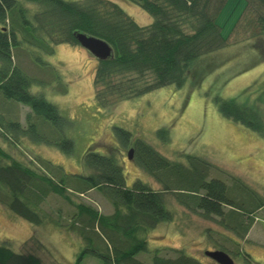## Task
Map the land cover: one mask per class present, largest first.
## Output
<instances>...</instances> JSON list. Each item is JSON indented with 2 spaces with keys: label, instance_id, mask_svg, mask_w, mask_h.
Returning a JSON list of instances; mask_svg holds the SVG:
<instances>
[{
  "label": "trees",
  "instance_id": "trees-1",
  "mask_svg": "<svg viewBox=\"0 0 264 264\" xmlns=\"http://www.w3.org/2000/svg\"><path fill=\"white\" fill-rule=\"evenodd\" d=\"M24 1L38 6H34L33 12L30 6L34 4ZM24 1L0 0V97L4 101L16 100L32 110L26 116L25 127L21 121H12L10 117L5 118L10 121H5L0 115L1 203L16 216L36 225L44 219L48 221L41 205L50 195L74 204L77 211L68 223H60L58 219L59 226L83 242L84 248L74 264H82L86 255L98 257L101 264H146L137 259V253L147 251V232L174 217L167 207L166 190L172 191L188 209L202 211L204 218L228 220L226 225L239 238H245L255 222L254 214L264 208V195L241 177L232 175V187L222 179L209 178L210 169L216 167L200 156L186 153V164L174 162L123 127H113V135L124 145L133 146V158L162 184L161 189H151L140 180L128 187L125 172L113 151L98 152L96 148L107 145L98 141L81 159L89 172L68 173L39 154L36 161L41 166L25 164L15 150V145L19 147L15 134L52 145L67 155L75 152V143L66 135L72 121L42 94L31 91L34 83L45 81L21 68L13 51L26 44L36 52L52 54L58 44L79 45L76 33L109 43L112 55L107 60L97 58L93 74L97 105L109 109L120 101L141 97L164 86L183 87L189 79L193 86H199L204 76L213 71V53L221 54L234 36L240 39L264 34V0H240L246 5L228 37L223 36L224 27L218 23L228 0H123L148 13L152 19L148 25L136 20L114 0ZM258 42L264 43L262 39ZM263 55L264 51L261 59ZM34 57L38 66L43 67L42 57ZM216 102L225 118L264 135V118L259 108L219 96ZM157 136L163 142L170 140L167 127L159 128ZM92 189L103 192L112 202V214L77 203L70 194L83 195ZM226 206L231 207L229 213L225 212ZM55 210L59 215L61 209ZM243 216L250 220L245 221ZM248 258L246 255L252 264ZM0 264H41V260L0 245ZM152 264L204 262L182 252L178 258L156 255Z\"/></svg>",
  "mask_w": 264,
  "mask_h": 264
},
{
  "label": "rangeland",
  "instance_id": "rangeland-1",
  "mask_svg": "<svg viewBox=\"0 0 264 264\" xmlns=\"http://www.w3.org/2000/svg\"><path fill=\"white\" fill-rule=\"evenodd\" d=\"M114 1L141 23L151 21L143 9L123 0ZM245 5L240 0H228L218 20L224 27V37L231 33ZM34 6L38 5L30 6L33 12ZM235 6L236 10L230 15ZM250 36L240 39L234 36L232 43L224 47L221 54L213 53V71L204 76L199 86H193L189 79L183 87L164 86L141 97L120 101L109 109L98 107L94 97L93 74L97 57L81 44H58L52 54L36 52L34 47L24 44L14 49V60L31 76L45 81L44 84L34 83L31 91L42 94L57 105L65 118L72 121L66 135L74 140L75 152L67 155L52 145L34 142L28 136L17 134L19 147L15 145V150L25 164L41 166L36 161L39 154L61 165L66 172L78 174L89 172L81 159L98 141L107 144L96 148L98 152L107 154V149L113 151L125 172L128 187L141 180L151 189H161L162 184L133 157L128 159V151L133 146L124 145L113 135V127H123L174 162L186 164V153L200 156L216 167L210 169L209 178L222 179L232 187V175L241 177L264 195V135L225 118L216 102V96L224 100L236 99L259 108L264 118V58L261 59L264 43L258 42L259 39L264 41V34ZM256 43L259 45L253 47ZM34 55L42 57L43 67L38 66ZM64 89L66 93H63ZM0 101L2 120L10 121L5 119L10 117L12 121H21L24 127L27 125L26 116L32 112L29 106L8 99L9 103L16 105L12 106L1 97ZM163 127L168 128L170 136L166 142L157 136V130ZM114 142L117 143L113 145ZM70 194L75 202L89 204L100 213L112 214L114 211L112 202L97 189L83 195ZM173 194L168 190L164 194L167 207L174 213L173 219L149 229L147 251L137 253V259L152 264L156 255L178 258L183 252L204 264H220L206 255V250L224 248L236 264H250L246 255L252 264H264V208L254 214L252 231L246 239H241L231 226L226 225L228 220L222 222L219 217L204 218L202 211L188 209ZM57 208L61 209L59 215L55 210ZM224 208L229 213L231 207ZM74 211H77L74 204L50 195L41 205V212L48 221L44 219L43 223L36 225L16 216L0 201V245L18 253L33 254L41 260V264H74L77 254L84 248L83 242L79 236L59 226L58 220L60 218V223H68ZM243 218L250 220L245 216ZM82 264H101V261L96 256L86 255Z\"/></svg>",
  "mask_w": 264,
  "mask_h": 264
},
{
  "label": "water",
  "instance_id": "water-1",
  "mask_svg": "<svg viewBox=\"0 0 264 264\" xmlns=\"http://www.w3.org/2000/svg\"><path fill=\"white\" fill-rule=\"evenodd\" d=\"M77 40L82 47L86 48L91 54L100 60H107L112 55V46L104 40L88 35L86 33H76ZM134 148L128 151V159L132 160ZM211 259L213 258L220 264H236L235 261L225 250L206 251Z\"/></svg>",
  "mask_w": 264,
  "mask_h": 264
},
{
  "label": "crops",
  "instance_id": "crops-1",
  "mask_svg": "<svg viewBox=\"0 0 264 264\" xmlns=\"http://www.w3.org/2000/svg\"><path fill=\"white\" fill-rule=\"evenodd\" d=\"M133 16V15H132ZM134 17V16H133ZM149 17H150V15H149ZM136 20H138L136 17H134ZM150 20L152 21V19H151V17H150ZM140 21V20H139ZM150 21V22H151ZM141 22V21H140ZM150 22H148V23H150ZM148 23L147 24H145V25H148ZM143 24V23H142ZM253 226H254V224H253ZM252 229H253V227H252ZM252 229L249 231V233L247 234V236H246V238L248 237V235L250 234V232L252 231ZM245 238V239H246Z\"/></svg>",
  "mask_w": 264,
  "mask_h": 264
},
{
  "label": "flooded vegetation",
  "instance_id": "flooded-vegetation-1",
  "mask_svg": "<svg viewBox=\"0 0 264 264\" xmlns=\"http://www.w3.org/2000/svg\"><path fill=\"white\" fill-rule=\"evenodd\" d=\"M115 143H117V142H114L113 145H114ZM119 145H120V144H119ZM110 147H111V145L109 144V148H110ZM117 148H120V147L118 146ZM127 157H128V155H127ZM136 181H138V180H136ZM136 181H135V182H136ZM140 181H141V180H140ZM135 182H134V183H135ZM143 183H144V182H143ZM133 185H134V184H133Z\"/></svg>",
  "mask_w": 264,
  "mask_h": 264
}]
</instances>
